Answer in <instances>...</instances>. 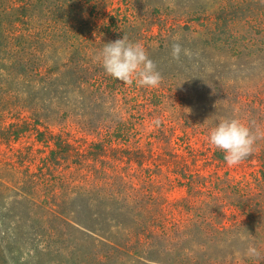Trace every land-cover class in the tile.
I'll return each mask as SVG.
<instances>
[{
	"label": "rangeland",
	"instance_id": "1",
	"mask_svg": "<svg viewBox=\"0 0 264 264\" xmlns=\"http://www.w3.org/2000/svg\"><path fill=\"white\" fill-rule=\"evenodd\" d=\"M125 34L158 88L95 62ZM225 119L264 134V0H0V264H264V135L229 166Z\"/></svg>",
	"mask_w": 264,
	"mask_h": 264
},
{
	"label": "clouds",
	"instance_id": "2",
	"mask_svg": "<svg viewBox=\"0 0 264 264\" xmlns=\"http://www.w3.org/2000/svg\"><path fill=\"white\" fill-rule=\"evenodd\" d=\"M182 52L187 55V50L179 43L172 45L174 59L178 60ZM94 60L109 76L127 86L135 83L138 87L155 89L162 83L157 66L144 46L140 42L129 41L126 34L122 39L104 44ZM160 123L159 119L153 121L155 126ZM262 135L264 134L259 131L254 133L240 119H225L210 131L209 142L224 153V159L229 166H238L253 154L256 142ZM249 255L258 257L260 253L255 248H250Z\"/></svg>",
	"mask_w": 264,
	"mask_h": 264
},
{
	"label": "trees",
	"instance_id": "3",
	"mask_svg": "<svg viewBox=\"0 0 264 264\" xmlns=\"http://www.w3.org/2000/svg\"><path fill=\"white\" fill-rule=\"evenodd\" d=\"M96 149H97V148L93 149V150H92V153L95 154V155H98V152L96 151ZM92 153H91V154H92ZM106 187H107V186H106ZM97 189H99V188H97Z\"/></svg>",
	"mask_w": 264,
	"mask_h": 264
}]
</instances>
